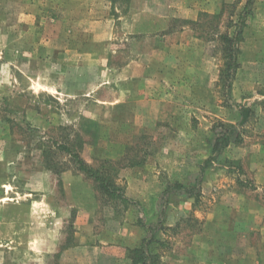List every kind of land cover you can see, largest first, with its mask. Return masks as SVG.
Wrapping results in <instances>:
<instances>
[{
	"label": "rangeland",
	"instance_id": "1",
	"mask_svg": "<svg viewBox=\"0 0 264 264\" xmlns=\"http://www.w3.org/2000/svg\"><path fill=\"white\" fill-rule=\"evenodd\" d=\"M244 3L0 0V264L99 251L98 264H134L158 221L154 264H264V0L245 20L229 100L219 83V36ZM237 106L250 109L240 127ZM216 123L239 138L210 161ZM57 145L102 166L119 197ZM202 167L198 196L162 209L160 193L195 186Z\"/></svg>",
	"mask_w": 264,
	"mask_h": 264
},
{
	"label": "trees",
	"instance_id": "2",
	"mask_svg": "<svg viewBox=\"0 0 264 264\" xmlns=\"http://www.w3.org/2000/svg\"><path fill=\"white\" fill-rule=\"evenodd\" d=\"M254 0H245L243 10L239 16V19L235 25V30L232 35L229 36L227 34H223L219 36L221 40V44L223 46L222 52L224 53L225 63L220 71L219 75V83L223 87L225 91L226 98L229 100V89L231 82L234 79L235 72L238 68L237 56L239 54L238 44L241 41L242 29L245 26V20L247 16L250 14V10ZM227 100V101H228ZM236 107V106H235ZM240 119L238 121V126H242L247 118L250 115V109L245 106H237ZM237 126V127H238ZM236 126L225 125L222 123H216L212 128V140H211V158L210 161L215 160L217 156H219L222 151L227 148L230 144H234L238 141L239 131ZM57 149L62 153L66 154L71 162L75 165V169L83 173L84 176L91 179L95 184L96 188L103 196L107 197H119L118 191L116 190L115 185L112 180L105 175L104 169L102 166L92 167L84 163L79 155L75 153L70 148L65 145H57ZM202 171V170H201ZM199 181L198 178L195 186L189 187L184 186L179 183H174L172 185H168L166 189L160 195L159 201L160 206L163 209L166 203V200L171 195H181L186 197L198 196L199 193ZM162 214V213H161ZM159 216V220L160 217ZM161 221L155 223V225H151V229L149 230L146 227L147 231L149 230V237L145 239L140 248L131 251V260L134 264H154L152 257L148 251L149 246L154 242V234L161 229Z\"/></svg>",
	"mask_w": 264,
	"mask_h": 264
},
{
	"label": "crops",
	"instance_id": "3",
	"mask_svg": "<svg viewBox=\"0 0 264 264\" xmlns=\"http://www.w3.org/2000/svg\"><path fill=\"white\" fill-rule=\"evenodd\" d=\"M203 169H204V167H202L201 168V170L203 171ZM200 170V172H199V175H198V178L200 179V177H201V174H202V171ZM198 180V179H197ZM200 188V187H199ZM163 192V191H162ZM162 192L160 193V195L162 194ZM159 195V196H160ZM84 240H87V241H84ZM91 240V241H90ZM81 242H84V243H89V242H91L90 244H86L85 245V247L86 248H89V249H92V250H94V252H97L96 251V249L97 248H95V247H92V242H94V241H92V239L91 238H85V239H81ZM100 252V251H99ZM99 252L98 253H96L94 256H92L91 258H89L88 259V262L86 263V264H98V259H99V257H97L98 256V254H99ZM106 258H108V259H111L112 257L111 256H107ZM114 258V257H113ZM116 258H117V260L119 261V260H122V259H124V255L123 254H120L119 256H116ZM115 259V258H114ZM116 260V259H115ZM72 264H75V261H73L72 262ZM84 264V263H83ZM130 264H132L131 262H130Z\"/></svg>",
	"mask_w": 264,
	"mask_h": 264
}]
</instances>
